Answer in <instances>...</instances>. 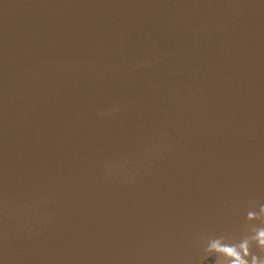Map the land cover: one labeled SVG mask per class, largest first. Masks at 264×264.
Returning <instances> with one entry per match:
<instances>
[{"label": "water", "instance_id": "water-1", "mask_svg": "<svg viewBox=\"0 0 264 264\" xmlns=\"http://www.w3.org/2000/svg\"><path fill=\"white\" fill-rule=\"evenodd\" d=\"M262 229L264 0H0V264H264Z\"/></svg>", "mask_w": 264, "mask_h": 264}, {"label": "clouds", "instance_id": "clouds-1", "mask_svg": "<svg viewBox=\"0 0 264 264\" xmlns=\"http://www.w3.org/2000/svg\"><path fill=\"white\" fill-rule=\"evenodd\" d=\"M259 235L264 236V229L260 230ZM261 243L264 244V241H262ZM210 251H215L218 254L226 253L227 255H238L234 248L222 245L219 241H215L212 243ZM232 264H242V262L239 259H236L232 262Z\"/></svg>", "mask_w": 264, "mask_h": 264}]
</instances>
